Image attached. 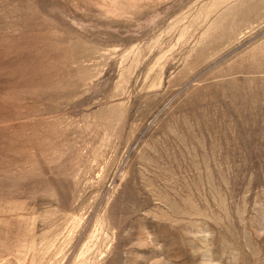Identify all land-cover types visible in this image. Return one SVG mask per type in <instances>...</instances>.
<instances>
[{"label":"rangeland","instance_id":"obj_1","mask_svg":"<svg viewBox=\"0 0 264 264\" xmlns=\"http://www.w3.org/2000/svg\"><path fill=\"white\" fill-rule=\"evenodd\" d=\"M0 264H264V0H0Z\"/></svg>","mask_w":264,"mask_h":264}]
</instances>
